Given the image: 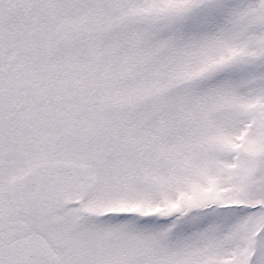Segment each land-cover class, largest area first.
I'll list each match as a JSON object with an SVG mask.
<instances>
[{"label":"snow or ice","instance_id":"obj_1","mask_svg":"<svg viewBox=\"0 0 264 264\" xmlns=\"http://www.w3.org/2000/svg\"><path fill=\"white\" fill-rule=\"evenodd\" d=\"M0 264H264V0H0Z\"/></svg>","mask_w":264,"mask_h":264}]
</instances>
